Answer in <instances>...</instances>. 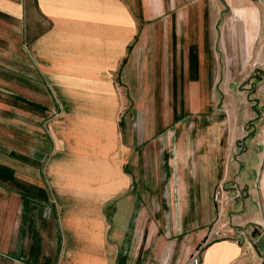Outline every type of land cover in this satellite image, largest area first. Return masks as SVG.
<instances>
[{
  "label": "crops",
  "instance_id": "0c3cea01",
  "mask_svg": "<svg viewBox=\"0 0 264 264\" xmlns=\"http://www.w3.org/2000/svg\"><path fill=\"white\" fill-rule=\"evenodd\" d=\"M258 27L264 0H0V70L19 71L3 82L19 111L3 107L18 130L0 143V264H184L196 248L264 264V128L249 126L264 99L230 77L260 60ZM221 184L239 193L233 232L211 241Z\"/></svg>",
  "mask_w": 264,
  "mask_h": 264
},
{
  "label": "rangeland",
  "instance_id": "374dc122",
  "mask_svg": "<svg viewBox=\"0 0 264 264\" xmlns=\"http://www.w3.org/2000/svg\"><path fill=\"white\" fill-rule=\"evenodd\" d=\"M228 15H229V13H228L226 7H224V10L222 11V13L220 15V19L223 21L224 18H226ZM222 21L219 20V22L217 23L219 29H220V26L222 24ZM234 24L236 26V31L238 32V33L236 32V34L241 33L242 29H241L240 23L236 22ZM257 30H258V34H260V40L257 39L256 42H258L259 45L263 46L262 52H261V54H259L260 60L258 61V59H257V61L259 62V64H261V66H258V64L257 65L253 64L254 62H257V61L254 59V57L251 56V58L247 60L248 61L247 69H241L239 71H234V73H233V71H230V73L232 74L230 77L235 76V79L238 80V83H239V85L235 86V87L238 88V90L240 92H243V91L247 92L256 106H258V104L260 102V100H259L260 97L262 99H264V80L262 83H255V85H253L254 82H251V84H249L248 76L244 73L245 72L248 73L249 66L250 67H258V68H261L262 70H264V28L259 29V27H258ZM0 50H3V49L1 48ZM3 51L7 52L6 50H3ZM15 51H16L15 53L10 52V55H8V56L11 57L12 59H14L15 61H17V59H18L17 49H15ZM5 61L6 60L0 59V63L7 65ZM256 71H258V70H255V72ZM18 73H19V71H18L17 67L11 68L10 70H6V69L0 70V133H1L0 134V143L2 141V135H3L2 132L4 131L3 130L4 127H8L10 129L16 130V131L18 130V128H17L18 127V118L14 117V116H8L9 112H6V110L4 111L5 107L8 108V106H9V107H11L12 111H15L18 113V111H19L18 102L15 103L13 100L8 101L7 95H6V94H8V92L6 91L7 86L3 85V82H6L8 84V81H5V79L8 80L11 77L17 78ZM218 73H219L220 79L221 78H223V79L228 78V74H227L226 69H222V67H220ZM228 88L231 89L232 86H229ZM219 89L220 90L225 89L224 91L220 92L221 94L219 96V111H220L219 114L221 115L223 111H228L229 109L232 110V108L228 106L229 101H228V97H227V93H226V87L225 86L219 87ZM3 107H4V109H3ZM258 109L261 111V114H264V106H261ZM238 110H239V112H243V109L241 107ZM249 126H250L251 131L253 132V133H251L253 136V134H255L254 133L255 131H258V129H260V128H264V118L262 117L260 120H258V119L253 120Z\"/></svg>",
  "mask_w": 264,
  "mask_h": 264
},
{
  "label": "built area",
  "instance_id": "2783aa9c",
  "mask_svg": "<svg viewBox=\"0 0 264 264\" xmlns=\"http://www.w3.org/2000/svg\"><path fill=\"white\" fill-rule=\"evenodd\" d=\"M261 147L264 148V140H260ZM225 184L219 185L211 196L214 207V217L207 229L206 238L211 241L230 239L232 228L228 220L224 217V208L239 197V193L229 194L224 188ZM245 234V231L241 232ZM184 264H200L199 249H194Z\"/></svg>",
  "mask_w": 264,
  "mask_h": 264
},
{
  "label": "water",
  "instance_id": "95a60500",
  "mask_svg": "<svg viewBox=\"0 0 264 264\" xmlns=\"http://www.w3.org/2000/svg\"><path fill=\"white\" fill-rule=\"evenodd\" d=\"M251 238L255 239L254 245L259 250L260 254L264 256V232L257 235V233H252Z\"/></svg>",
  "mask_w": 264,
  "mask_h": 264
}]
</instances>
